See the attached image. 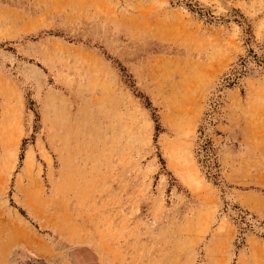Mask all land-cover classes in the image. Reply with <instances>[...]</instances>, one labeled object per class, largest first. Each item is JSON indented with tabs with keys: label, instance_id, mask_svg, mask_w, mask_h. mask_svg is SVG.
Masks as SVG:
<instances>
[{
	"label": "rangeland",
	"instance_id": "1",
	"mask_svg": "<svg viewBox=\"0 0 264 264\" xmlns=\"http://www.w3.org/2000/svg\"><path fill=\"white\" fill-rule=\"evenodd\" d=\"M0 264H264V0H0Z\"/></svg>",
	"mask_w": 264,
	"mask_h": 264
}]
</instances>
